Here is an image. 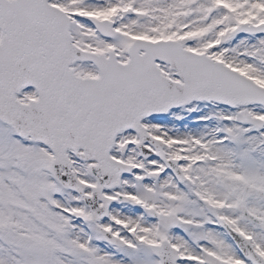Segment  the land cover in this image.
Instances as JSON below:
<instances>
[{
  "label": "snow or ice",
  "instance_id": "6c2138e0",
  "mask_svg": "<svg viewBox=\"0 0 264 264\" xmlns=\"http://www.w3.org/2000/svg\"><path fill=\"white\" fill-rule=\"evenodd\" d=\"M0 264H264V0H0Z\"/></svg>",
  "mask_w": 264,
  "mask_h": 264
}]
</instances>
